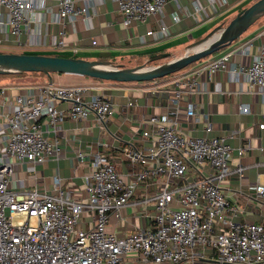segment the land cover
Returning a JSON list of instances; mask_svg holds the SVG:
<instances>
[{
	"label": "built area",
	"instance_id": "2783aa9c",
	"mask_svg": "<svg viewBox=\"0 0 264 264\" xmlns=\"http://www.w3.org/2000/svg\"><path fill=\"white\" fill-rule=\"evenodd\" d=\"M117 1L123 23L129 26L133 20L145 21L151 14L161 13L168 0ZM55 2L61 20L89 14L87 6L75 0ZM0 4L7 8L3 21L18 37L31 13L48 7L47 0H0ZM167 33L164 21L148 30L156 37ZM252 45L250 40L236 50L249 55ZM233 52L206 60L190 77L177 75L174 101H182L184 89L197 85V75L204 68L242 74L264 98V41L248 63L231 64ZM88 88L48 81L36 91L16 93L14 110L3 114L7 138L0 150V264H119L129 252L145 263L176 264L195 262L209 248L217 251V261L222 264H264V221L237 218L239 207L222 188L230 174L243 173L247 165L231 164L233 146L226 137L187 134L176 120L164 121L158 114L143 120L142 135L148 144L121 149L129 161L131 183L126 182L113 155L98 150L92 170L84 176V196H77L58 174L50 188H13L10 182L16 162H44L59 156L57 130L63 119H86L94 114L102 121L112 115V97L92 94L86 98ZM57 100H67L68 107H58ZM185 106L188 114L195 113L193 101ZM240 108L250 110L248 105ZM43 117L53 135L46 132ZM259 127L264 128V120ZM243 151L241 147L239 152ZM192 165L196 173L188 177ZM153 182L159 186L143 198L155 201L152 224L123 236L109 232L111 213L135 201L137 185ZM256 191L264 199V183H257ZM85 212L93 216L88 227L80 226Z\"/></svg>",
	"mask_w": 264,
	"mask_h": 264
},
{
	"label": "crops",
	"instance_id": "0c3cea01",
	"mask_svg": "<svg viewBox=\"0 0 264 264\" xmlns=\"http://www.w3.org/2000/svg\"><path fill=\"white\" fill-rule=\"evenodd\" d=\"M85 5L88 16L57 17L55 0H47L48 7L33 11L27 25L18 37L10 31L3 20L7 8L0 4V51L42 52L61 55H76L86 58L112 59L125 65L147 63L152 53L169 51L172 56L185 52L193 41L205 36L219 24L227 23L240 9L255 0H168L161 13L151 14L145 21L133 20L123 23L117 0H75ZM179 15L175 19L174 15ZM164 21L168 33L163 37L148 34ZM264 15L252 24L239 38L215 54L204 57L175 73L140 81L100 80L76 73H62L58 78L49 75H0V150L6 146L3 114L15 108L18 92H33L39 84L52 81L58 84L87 85L86 98L92 94L112 97L114 111L110 117L99 121L94 114L86 119L66 117L58 124L57 135L61 153L44 162H16L10 185L15 189L53 186V177L60 175L65 184L77 196H84V176L92 170V159L98 150L108 151L118 161L127 183H131L129 161L121 149L130 144H148L142 135L143 120L158 114L164 121L176 120L179 129L191 135L224 136L233 146L231 164L244 163L243 173H232L222 183L229 199L237 203V218L248 221H264V199L256 191L257 183H264V98L252 88L244 75H234L226 69L212 71L204 68L197 75L198 83L183 91L182 101L176 103L173 95V79L179 75H194V70L206 60L234 50L231 64L248 63L264 41ZM97 43H92L93 39ZM64 40V41H63ZM252 40L250 54L237 48ZM31 50V51H30ZM70 51V52H69ZM132 57L133 61L126 59ZM128 62V63H127ZM193 101L195 113L188 114L185 104ZM132 102V104H130ZM57 106L67 108V100H57ZM248 105L244 112L241 105ZM46 132L53 135L45 117L42 118ZM244 147L242 153L240 148ZM209 168V167H208ZM192 165L188 177L194 176ZM159 183H140L135 188L134 202L113 212L107 230L118 236L147 227L153 222L155 201L143 198L155 190ZM93 216L85 212L80 226L88 227ZM119 264H152L141 261L135 252L126 253ZM176 264H222L217 261V251L209 248L195 262L182 261Z\"/></svg>",
	"mask_w": 264,
	"mask_h": 264
},
{
	"label": "water",
	"instance_id": "95a60500",
	"mask_svg": "<svg viewBox=\"0 0 264 264\" xmlns=\"http://www.w3.org/2000/svg\"><path fill=\"white\" fill-rule=\"evenodd\" d=\"M264 15V0L243 7L227 23L219 24L205 36L190 43L185 52L172 56L169 51L152 53L149 61L167 58L157 64L125 65L112 59L86 58L35 52L0 51V74L24 71L76 73L114 81L154 80L177 72L195 61L229 45Z\"/></svg>",
	"mask_w": 264,
	"mask_h": 264
},
{
	"label": "rangeland",
	"instance_id": "374dc122",
	"mask_svg": "<svg viewBox=\"0 0 264 264\" xmlns=\"http://www.w3.org/2000/svg\"><path fill=\"white\" fill-rule=\"evenodd\" d=\"M262 18V17H261ZM31 51V50H30ZM32 52V51H31ZM70 52V51H69ZM35 53H42V52H37V51H35ZM50 54V53H49ZM77 54V56H78V54L79 53H76ZM133 58L132 57H129V58H127L126 60L127 61H129V60H131V61H133L132 60ZM165 60H167V58H163V59H159V60H156V61H152V62H150V61H147V64H157V63H160V62H163V61H165ZM128 63V62H127ZM62 73H64V72H54V77L55 78H58V76L60 75V74H62ZM31 74V73H30ZM24 75H27V74H24ZM41 75V74H40ZM87 77H90V76H88V75H86ZM96 79H100V80H108V79H101V78H96Z\"/></svg>",
	"mask_w": 264,
	"mask_h": 264
},
{
	"label": "trees",
	"instance_id": "16d2710c",
	"mask_svg": "<svg viewBox=\"0 0 264 264\" xmlns=\"http://www.w3.org/2000/svg\"><path fill=\"white\" fill-rule=\"evenodd\" d=\"M223 49V48H222ZM222 49H220V50H222ZM220 50H218V51H220ZM218 51H216V52H214V53H212V54H215V53H217ZM211 54V55H212ZM210 56V55H209ZM203 58H201V59H199V60H202ZM199 60H197V61H199ZM197 61H195V62H197ZM194 62V63H195ZM193 64V63H192ZM191 65V64H190ZM189 66V65H188ZM187 66V67H188ZM41 74V75H46V73L45 72H42V71H24V72H17V73H7V74H0V75H23V74ZM54 73V72H53ZM175 73V72H174Z\"/></svg>",
	"mask_w": 264,
	"mask_h": 264
}]
</instances>
